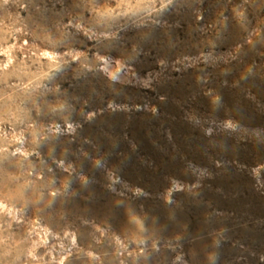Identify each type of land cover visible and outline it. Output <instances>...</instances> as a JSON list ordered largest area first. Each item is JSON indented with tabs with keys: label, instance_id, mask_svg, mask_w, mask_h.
<instances>
[{
	"label": "rangeland",
	"instance_id": "rangeland-1",
	"mask_svg": "<svg viewBox=\"0 0 264 264\" xmlns=\"http://www.w3.org/2000/svg\"><path fill=\"white\" fill-rule=\"evenodd\" d=\"M0 264H264V0H0Z\"/></svg>",
	"mask_w": 264,
	"mask_h": 264
}]
</instances>
